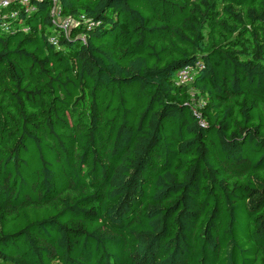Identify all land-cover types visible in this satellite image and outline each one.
<instances>
[{
    "label": "trees",
    "instance_id": "1",
    "mask_svg": "<svg viewBox=\"0 0 264 264\" xmlns=\"http://www.w3.org/2000/svg\"><path fill=\"white\" fill-rule=\"evenodd\" d=\"M57 1L0 10V264H264V0Z\"/></svg>",
    "mask_w": 264,
    "mask_h": 264
},
{
    "label": "built area",
    "instance_id": "2",
    "mask_svg": "<svg viewBox=\"0 0 264 264\" xmlns=\"http://www.w3.org/2000/svg\"><path fill=\"white\" fill-rule=\"evenodd\" d=\"M32 1H41V0H0V10L7 9L10 4L16 2L20 5V10L19 11H12L10 13H3L4 15L2 16L3 19H17L18 16L20 15L21 12L24 13H29L34 10V6L31 4ZM52 9H51V22L53 26H55L59 31L63 32L66 36H69L71 30L80 23L85 22L86 20L84 19L83 16H67L64 17L62 16L60 6L58 4L57 0H52ZM1 13V12H0ZM21 25V24H20ZM1 27L4 29V31L9 32L12 27L9 25L7 22H3ZM23 32H27V28H22ZM200 65L197 63L194 66H187L182 69H180L175 76L174 83L176 85H186L191 83L196 75V71L200 69ZM204 106V103L201 102L198 104L199 108H202ZM195 115L199 118V124L204 127L205 123L204 121L201 120V115L198 111L194 112Z\"/></svg>",
    "mask_w": 264,
    "mask_h": 264
}]
</instances>
